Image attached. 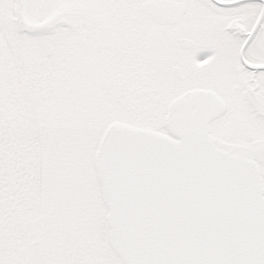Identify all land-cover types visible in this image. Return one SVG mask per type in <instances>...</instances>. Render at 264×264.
I'll return each mask as SVG.
<instances>
[{"label": "snow or ice", "instance_id": "6c2138e0", "mask_svg": "<svg viewBox=\"0 0 264 264\" xmlns=\"http://www.w3.org/2000/svg\"><path fill=\"white\" fill-rule=\"evenodd\" d=\"M0 264H264V0H0Z\"/></svg>", "mask_w": 264, "mask_h": 264}]
</instances>
